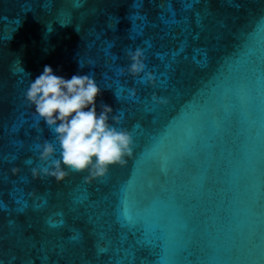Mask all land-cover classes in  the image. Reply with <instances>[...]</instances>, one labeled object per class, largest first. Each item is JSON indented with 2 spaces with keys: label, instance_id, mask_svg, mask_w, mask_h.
<instances>
[{
  "label": "water",
  "instance_id": "95a60500",
  "mask_svg": "<svg viewBox=\"0 0 264 264\" xmlns=\"http://www.w3.org/2000/svg\"><path fill=\"white\" fill-rule=\"evenodd\" d=\"M0 264H264V0H0Z\"/></svg>",
  "mask_w": 264,
  "mask_h": 264
}]
</instances>
